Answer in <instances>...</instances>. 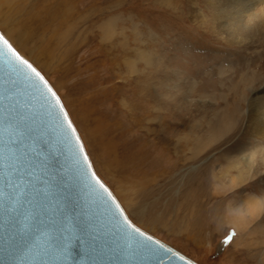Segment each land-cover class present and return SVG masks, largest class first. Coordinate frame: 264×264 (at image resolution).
I'll return each mask as SVG.
<instances>
[{
	"label": "rangeland",
	"instance_id": "rangeland-1",
	"mask_svg": "<svg viewBox=\"0 0 264 264\" xmlns=\"http://www.w3.org/2000/svg\"><path fill=\"white\" fill-rule=\"evenodd\" d=\"M1 2L0 30L60 95L134 224L198 264H264V209L233 211L249 196L264 208V177L234 181L237 155L264 145L245 117L251 81L264 86V41L227 43L207 0Z\"/></svg>",
	"mask_w": 264,
	"mask_h": 264
},
{
	"label": "water",
	"instance_id": "water-1",
	"mask_svg": "<svg viewBox=\"0 0 264 264\" xmlns=\"http://www.w3.org/2000/svg\"><path fill=\"white\" fill-rule=\"evenodd\" d=\"M3 36L43 80L0 42V264H198L132 222L60 95Z\"/></svg>",
	"mask_w": 264,
	"mask_h": 264
},
{
	"label": "bare ground",
	"instance_id": "bare-ground-1",
	"mask_svg": "<svg viewBox=\"0 0 264 264\" xmlns=\"http://www.w3.org/2000/svg\"><path fill=\"white\" fill-rule=\"evenodd\" d=\"M7 1V3L9 4V0ZM207 2V5L212 6L213 8V17L211 18L212 24H215V27L213 26V31L218 33L223 40L231 45H237L241 47H244L243 45H246L248 46V48L252 49L255 47L263 46L264 0H207ZM1 6H3V2H1L0 0V8ZM195 12V16H198L200 23L205 24L204 21H207L208 19L206 15H203V11L198 8V10H195ZM0 22L5 26L9 24L7 23L9 22V20H6L1 14ZM112 26L113 23L108 21V23L106 24L108 34H112L114 32L115 28L113 29ZM6 32L7 35L11 39H13L15 43H17L18 46L23 47V43H25V41L24 39H22V35L20 32H18L14 27L11 26H8ZM257 42L259 44L258 46H256ZM144 58L146 59V61H150L149 55H144ZM132 60H128L127 63L134 62ZM42 64H44V62H42ZM132 66L133 65H131V67ZM257 81L258 80H254L250 83L251 88L249 89L252 95L248 104L249 110L246 113L245 117L248 122V127H250L249 134L253 136L254 141L258 144L260 140L264 139V86L259 89L255 88L254 84ZM203 142L204 141H200L199 144ZM200 149L202 151V148ZM242 153L243 152H241V154ZM192 154L195 155V150L192 151ZM237 156H239L237 168L241 167V170L242 168H244V173L240 171L234 181H237L238 183H244L246 180L257 179V177L260 175L264 177V145H260L254 151H251L249 155L243 153V155ZM244 200L246 201H242V210H240L241 208L235 206L233 208L234 212H236L237 214L244 213L247 217L248 215L257 217L262 214L264 208L262 204L263 202H261V200L256 199L254 196L246 197ZM239 219L234 217L232 218L230 216L229 221L236 227V229L240 233V224L238 221ZM245 226V229L248 230V224H245Z\"/></svg>",
	"mask_w": 264,
	"mask_h": 264
},
{
	"label": "snow or ice",
	"instance_id": "snow-or-ice-1",
	"mask_svg": "<svg viewBox=\"0 0 264 264\" xmlns=\"http://www.w3.org/2000/svg\"><path fill=\"white\" fill-rule=\"evenodd\" d=\"M0 42H2L6 46V48L8 49V51L11 52L12 55L15 56V58L17 60H19L21 64L26 65L33 73H35L38 77H40L41 80H43V77L40 76L39 72H37L36 69L33 68L32 65L29 64V62L27 60L23 59L15 51V49L12 48V45L4 38L3 34H0ZM45 86H47V83L46 82H45ZM48 90L51 92V88H49ZM53 96H55V93H53ZM57 104H59V100L58 99H57ZM61 111H63V108L62 107H61ZM65 119H67V115L66 114H65ZM68 126H69V128L72 127L71 122H69V125ZM72 131H73V134H75V129H72ZM77 140H78V138H77ZM81 151H83L82 145H81ZM85 160H87V156H85ZM89 167H90V165H89ZM93 177L95 178V174L94 173H93ZM96 183L100 185V187L104 190V192H107L108 193L109 197H111V193L108 192V189L98 179L96 180ZM13 187L14 188H18L19 185L18 184H15V185H13ZM113 203H115V200L114 199H113ZM116 207L120 211L121 216H124L123 209H120L119 204H116ZM124 221H125V223L128 224L129 227H132L131 223L128 221L127 216H124ZM133 230L135 232L140 233V235H144L142 232H140V230L138 228H134ZM146 239L151 240V237H146ZM160 247L162 248L163 245H161Z\"/></svg>",
	"mask_w": 264,
	"mask_h": 264
}]
</instances>
